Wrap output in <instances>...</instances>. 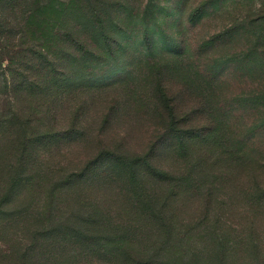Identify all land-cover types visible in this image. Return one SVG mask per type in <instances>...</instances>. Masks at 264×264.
<instances>
[{
  "label": "trees",
  "instance_id": "1",
  "mask_svg": "<svg viewBox=\"0 0 264 264\" xmlns=\"http://www.w3.org/2000/svg\"><path fill=\"white\" fill-rule=\"evenodd\" d=\"M108 2L116 7L99 0H0V79L16 110L12 124L0 118V141L8 125L16 138L0 172L23 179L42 145L64 136L69 144L81 141L84 104L91 107L96 94L121 84L122 90L114 88L120 96L104 102V124L118 115L128 127L143 123L153 127L157 144L140 154L105 150L57 179L53 188L75 193L72 202L88 210L83 225L94 228L93 238L77 230L63 241L80 250L89 245L95 254L109 251L114 264H174L169 250L178 259L185 254L181 245L197 235L215 242L220 264H252L248 258L264 248L257 227L264 226V16H242L226 27L236 34L241 53L233 60L243 64L247 78L245 92L230 101L217 78L225 69L221 59L200 69L186 47H159L148 3L136 11L124 0ZM181 2L182 12L178 6L171 11L176 26L183 16L193 22L204 6ZM138 23L144 27L135 32ZM78 94L84 97L72 102L70 126L62 132L56 120L62 98ZM115 184L124 192L119 203L108 195ZM11 187L26 185L13 181ZM199 200L203 211L187 218ZM62 237L56 246L63 250ZM160 253L165 263L156 262Z\"/></svg>",
  "mask_w": 264,
  "mask_h": 264
},
{
  "label": "rangeland",
  "instance_id": "2",
  "mask_svg": "<svg viewBox=\"0 0 264 264\" xmlns=\"http://www.w3.org/2000/svg\"><path fill=\"white\" fill-rule=\"evenodd\" d=\"M95 1L97 2V0ZM124 1L136 11L143 9L146 3L154 10V16H148L147 20L155 27V38L159 47L172 42L177 47H186V55H191L190 62L199 66L200 69L205 64L214 65L217 59H221L220 66L225 69L217 73V78L222 77L226 83V86H222L221 93L225 94L228 100L234 101L238 95L245 92L243 84L247 82L245 81L247 78L243 73V64L233 60L237 59L241 53L240 44L237 43L236 34H227L226 27L236 21L240 22L242 16H252V14L264 16V0H216L212 3H209V0ZM178 1H182V5L192 8L201 4L204 6L198 11L199 15L193 22L187 21V18L183 16L181 24L176 26L173 21L178 15L175 16L171 11L178 6L182 12L177 5ZM99 2L116 7L108 0H99ZM258 24L262 23L257 22L255 26ZM143 27L144 25L140 23L137 26L133 25V28L136 29L135 32H140ZM256 35L259 33L256 32ZM140 47L141 45L136 46L137 49ZM2 87L0 79V118L1 120L11 119L12 124L13 112L16 111L14 110V100L10 90L7 91ZM114 88L122 90L121 84H117L113 88H106L107 91L98 93L91 98L93 102L91 107L88 108L89 104H84V107L87 106L81 114L82 118L87 120V124L81 128L86 133L81 141L69 144L68 139L64 136L59 141L42 145L41 151L38 153L39 158L29 169H24L26 175L23 179L14 173L8 175L0 172V208L2 210L0 211V264H114L109 251L95 254L89 245L88 248L80 250L74 245L68 246V240L63 241L68 234L77 230L85 231L93 238L94 228H87L83 225L87 216L85 213L88 210L85 207L80 209V205L72 202L75 193H71L67 189L53 188L60 184L57 180L59 177L79 172L87 166L88 160L94 159L105 150L140 154L146 152L153 144H157L155 130L143 123L128 127L123 122L125 118L118 115V119L113 124H104L106 120L105 100L120 96L117 93L118 89ZM81 95L83 94L67 99L62 98L64 107L59 109L56 119L58 129L62 132L70 126L73 113L72 102L77 101L78 97L83 99L84 96ZM135 102L139 101L135 100ZM40 115L39 123L44 120L45 111L41 109ZM43 124L44 122H42ZM6 129L8 133L0 141V146L3 145L0 161L4 159L5 150H7L8 156L14 153L16 138L13 136V127L8 125ZM166 159H168L166 156L157 158L158 161ZM9 160L11 165L16 162L12 156ZM171 164L173 163L167 165L170 170L173 167ZM45 173L48 174L47 177ZM13 181L22 185L25 183L26 187L23 190H20L21 187L13 188L11 187ZM113 188L114 190L108 195L114 202L119 203L121 199L118 193L120 191L123 198V189H119L116 184L113 185ZM148 192L151 193V189H148ZM161 192L160 189L156 190L157 198H160ZM189 197L193 200L191 195ZM108 204H111L109 200L103 203V207ZM204 207L205 204H202L200 200L196 201L195 206L186 217L195 219ZM154 208H161L160 204L154 205ZM164 209L169 211L167 208ZM257 227L262 228L260 231L264 232V226L258 225ZM60 237L63 239L59 241V244L65 245L63 250L56 246L57 239ZM138 240L141 241L140 238ZM181 246L184 248L185 254L178 259L175 257V249L169 250L170 258L174 264H220L219 253L215 252L217 245L213 241L195 235L188 245ZM134 247L136 249L135 245ZM227 249H229L228 246ZM164 256V253L157 254L156 262L165 263ZM248 263L264 264V248L259 256L249 257ZM227 264L231 263L228 261Z\"/></svg>",
  "mask_w": 264,
  "mask_h": 264
}]
</instances>
